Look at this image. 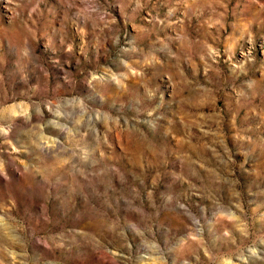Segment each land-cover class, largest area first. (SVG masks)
I'll return each instance as SVG.
<instances>
[{
  "label": "rangeland",
  "instance_id": "obj_1",
  "mask_svg": "<svg viewBox=\"0 0 264 264\" xmlns=\"http://www.w3.org/2000/svg\"><path fill=\"white\" fill-rule=\"evenodd\" d=\"M0 264H264V0H0Z\"/></svg>",
  "mask_w": 264,
  "mask_h": 264
}]
</instances>
